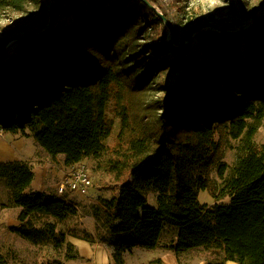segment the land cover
<instances>
[{
    "label": "trees",
    "instance_id": "obj_1",
    "mask_svg": "<svg viewBox=\"0 0 264 264\" xmlns=\"http://www.w3.org/2000/svg\"><path fill=\"white\" fill-rule=\"evenodd\" d=\"M39 3L0 0V10L20 12ZM155 4L58 0L49 27L48 20L29 27L0 60V132L29 129L45 152L63 154L65 164L72 165L103 149L112 128L108 103L133 95L142 121L132 128L126 151L111 160L119 177H127L114 195L101 200L103 218L94 215L97 238L80 237L106 244L112 264H126L125 252L156 248L165 225H172L174 242L168 248L176 253L214 247L224 253L214 264H264V143L254 141L264 120V57L254 29L264 17L245 31L218 25L199 29L192 41L204 44L205 54L192 57L187 54L192 41L176 47L165 37L169 28ZM66 13L72 21L57 23ZM165 50L172 56L160 58ZM177 66L176 81L163 83L160 76ZM152 90L164 95L152 98ZM128 116L122 114L123 129ZM229 138L239 145L225 176L222 158ZM214 166L222 179L219 188L211 180ZM33 177L27 164L0 161V178L21 208L20 224L10 230L59 248L65 236L54 224L34 228L27 221L37 213L62 218L73 213V204L27 190ZM205 189L213 204L199 202ZM148 192L156 193V207L147 206ZM223 197L228 201H219ZM66 257L77 258V251ZM0 264H5L1 254Z\"/></svg>",
    "mask_w": 264,
    "mask_h": 264
},
{
    "label": "rangeland",
    "instance_id": "obj_2",
    "mask_svg": "<svg viewBox=\"0 0 264 264\" xmlns=\"http://www.w3.org/2000/svg\"><path fill=\"white\" fill-rule=\"evenodd\" d=\"M53 1L40 0L37 6L30 5L20 12L9 9L0 10V46L10 38L21 35L29 27H37L43 21L48 20ZM156 2L155 7H158V10L164 17L166 16L174 28V33L170 34L168 31L165 34L172 45H179L177 43L180 41L183 44H189L195 38L196 32L194 33L192 30L196 27L218 25L228 30L245 31L246 27H250L256 18L261 20L264 17V0H156ZM72 18L69 13L62 14L57 23L67 25L72 21ZM254 31L260 38L258 43L263 48L264 57V21L261 25L256 26ZM158 34L162 36L163 32L160 30ZM189 34H191L190 39L188 38ZM192 42L190 51L187 52L189 56H196L197 51L205 54L204 44ZM14 45L13 42L8 43L5 51L12 52ZM165 56L170 57L172 53L165 50L160 58ZM180 71V66L171 67L164 75L160 76V79L165 84L173 83ZM152 94V98H161L164 95L163 92L154 90H152ZM137 101L138 99L133 95H126L118 102L111 100L107 106V114L111 119L112 128L108 137L103 140V149L97 156L84 157L72 165L65 164L62 154L50 156L45 152L36 143L29 129L16 134L1 131L0 161L16 160L29 165L34 173L33 180L27 190L43 191L54 197L64 198L73 204L74 209L73 213L66 214L62 218L38 213L31 215L27 221L28 227L46 228L51 223L54 224L56 232H63L65 236V241L59 248H55L49 240L33 243L10 230L11 226L20 224L18 216L21 208L12 203L5 180L0 178V254L5 264H62L68 259L66 255H71L75 251V247L73 249L68 247L67 237L69 235L83 236L89 233L88 230H91L92 233L89 234L97 238L94 215L98 214L103 218L101 200L114 195L119 182L127 177V173H122L119 177L111 160L119 158L121 152L126 151L127 140L132 134V128L142 121L141 110L137 108L139 104L137 107L133 104ZM122 106L125 108L124 111H122ZM125 111L129 112L127 129H123L121 126V117ZM254 141L264 143V120L255 134ZM238 145V139L229 138L223 151L222 161L228 165L225 176L236 160ZM77 164L84 165L88 169L91 184L83 191H68L60 195L57 192L58 183L62 176ZM211 180L217 188L220 187L222 179L217 175V166L211 170ZM156 196L155 192L147 193V206H157ZM198 200L202 204L209 205L213 201L215 202L211 193L206 189L199 191ZM219 201L227 202L228 197H223ZM165 226L167 229L161 238L162 243L170 241V238L174 239L171 228H176L172 225ZM164 254L166 261L163 264H214L224 256L221 249L214 247H195L179 253L170 249L163 251L161 247H156L154 249L137 248L135 256L133 255L131 260L127 261L131 264H155L157 259L148 260L154 255L164 259ZM226 262L231 264L230 261Z\"/></svg>",
    "mask_w": 264,
    "mask_h": 264
},
{
    "label": "crops",
    "instance_id": "obj_3",
    "mask_svg": "<svg viewBox=\"0 0 264 264\" xmlns=\"http://www.w3.org/2000/svg\"><path fill=\"white\" fill-rule=\"evenodd\" d=\"M213 203L214 201L211 204ZM88 231L89 233H92L91 230H88ZM165 231L166 230L164 229L162 236L165 233ZM162 236L160 237V241L157 247H161L163 251L169 250L168 246L171 244V242H174L173 241L174 239L170 238L169 239L170 241H167L166 243H162V240H161ZM67 241L75 247L78 257L67 259L63 261L62 264H112V256H111L112 249L106 244L100 243L98 241L91 243L83 239L82 237L75 236L73 234L67 237ZM136 249L137 248H134L124 253V261L126 264H131V263H128L127 260H131L132 256L133 255L135 256ZM154 259H160V261H162V264L165 263L166 261L165 254H164V259L158 255H154L148 261L150 260L152 261ZM227 261H230V260H227ZM230 262L231 264H236L235 261H230ZM226 263L228 264V262Z\"/></svg>",
    "mask_w": 264,
    "mask_h": 264
},
{
    "label": "built area",
    "instance_id": "obj_4",
    "mask_svg": "<svg viewBox=\"0 0 264 264\" xmlns=\"http://www.w3.org/2000/svg\"><path fill=\"white\" fill-rule=\"evenodd\" d=\"M91 184V176L84 165H76L67 171L57 185V192L60 195L66 192L85 190ZM76 207V206H74Z\"/></svg>",
    "mask_w": 264,
    "mask_h": 264
},
{
    "label": "water",
    "instance_id": "obj_5",
    "mask_svg": "<svg viewBox=\"0 0 264 264\" xmlns=\"http://www.w3.org/2000/svg\"><path fill=\"white\" fill-rule=\"evenodd\" d=\"M56 3H57V0H54V1H53V5H52V8H51V10H50L49 19H48V22H47V25H46L45 28H48L49 25L52 23V21H53V19H54V14H55V10H56ZM151 7H152L153 9H155V7H154L153 5H151ZM155 10H156V9H155ZM263 15H264V12H263ZM159 16H160L162 19H164V21H165L167 27L169 28V32H170V34H171V29H170L169 20L166 19V18L162 15V13H160V12H159ZM259 19H260V18H256V19L254 20L255 22L250 24V27H251L253 24L255 25V24L259 21ZM45 28H44V29H45ZM201 28H203V27H199V28H197L196 30H193V32L195 33V32H197V31H198L199 29H201ZM247 28H249V26H247L246 29H247ZM225 31L239 32V31L228 30V29H226V28H225ZM37 33H40V32H37ZM26 36H27L26 34H21V35L14 36V37L10 38L9 40H7V42H6L5 44H3V47H2V49H1V51H0V60L2 59V57H3L4 53H5V48H6V45H7L8 43H11V42H13V41H15V40H17V39L24 38V37H26ZM190 36H191V34H189V36H188L189 39L191 38ZM169 41H170V40H169ZM170 42H171V41H170ZM173 46H176V47H182V46H183V43H181V44H179V45H173Z\"/></svg>",
    "mask_w": 264,
    "mask_h": 264
}]
</instances>
